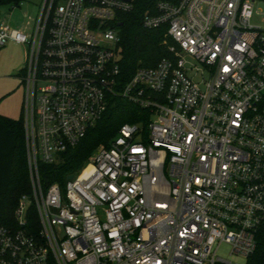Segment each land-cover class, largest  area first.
<instances>
[{"label":"built area","instance_id":"built-area-1","mask_svg":"<svg viewBox=\"0 0 264 264\" xmlns=\"http://www.w3.org/2000/svg\"><path fill=\"white\" fill-rule=\"evenodd\" d=\"M137 0H44L22 80L31 194L0 224V264H240L264 237V0H158L173 57L120 81L119 33ZM115 96L151 112L124 123L64 184L39 163L77 146Z\"/></svg>","mask_w":264,"mask_h":264},{"label":"trees","instance_id":"trees-1","mask_svg":"<svg viewBox=\"0 0 264 264\" xmlns=\"http://www.w3.org/2000/svg\"><path fill=\"white\" fill-rule=\"evenodd\" d=\"M24 0H0V6H19ZM158 0H137L136 9L124 14L116 24L119 33L120 81L127 82L139 66L154 67L164 57H173L174 40L167 36V26L147 29L142 24L146 10L154 9ZM26 68L22 69V76ZM24 83V82H23ZM151 111L121 96H115L103 117L91 127L77 146L62 154L57 163H39L42 184H64L67 177L80 170L100 146H108L124 123L150 120ZM24 115L14 119L0 114V224L12 223L14 209L23 194H31ZM246 264H264V237Z\"/></svg>","mask_w":264,"mask_h":264},{"label":"rangeland","instance_id":"rangeland-1","mask_svg":"<svg viewBox=\"0 0 264 264\" xmlns=\"http://www.w3.org/2000/svg\"><path fill=\"white\" fill-rule=\"evenodd\" d=\"M44 0H24L19 6H0V22L31 32ZM29 45L8 41L0 47V114L21 119L26 102V86L22 69L28 64ZM85 164V163H84ZM84 166V165H83ZM231 246L222 243L217 254L234 263H245V258L231 253Z\"/></svg>","mask_w":264,"mask_h":264},{"label":"water","instance_id":"water-1","mask_svg":"<svg viewBox=\"0 0 264 264\" xmlns=\"http://www.w3.org/2000/svg\"><path fill=\"white\" fill-rule=\"evenodd\" d=\"M73 177H74L73 174H70V175L68 176L69 179H72Z\"/></svg>","mask_w":264,"mask_h":264},{"label":"crops","instance_id":"crops-1","mask_svg":"<svg viewBox=\"0 0 264 264\" xmlns=\"http://www.w3.org/2000/svg\"><path fill=\"white\" fill-rule=\"evenodd\" d=\"M11 41L16 42V41H14V40H11ZM18 43H19V42H18Z\"/></svg>","mask_w":264,"mask_h":264}]
</instances>
